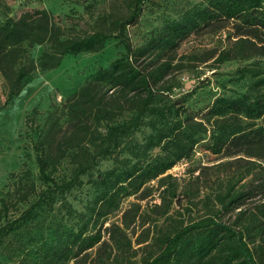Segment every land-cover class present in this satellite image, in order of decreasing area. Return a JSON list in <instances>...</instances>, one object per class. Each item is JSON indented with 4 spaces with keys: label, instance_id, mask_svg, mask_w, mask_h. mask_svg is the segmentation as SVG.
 <instances>
[{
    "label": "trees",
    "instance_id": "trees-1",
    "mask_svg": "<svg viewBox=\"0 0 264 264\" xmlns=\"http://www.w3.org/2000/svg\"><path fill=\"white\" fill-rule=\"evenodd\" d=\"M143 3L125 0L126 17L82 37L66 34L46 9L27 10L0 22V74L8 84L5 103L19 94L35 70L55 68L66 55L97 52L109 39H119L124 46L123 54L96 69L61 108L49 111L42 127H30L37 135L32 148L39 184L29 170L14 176L12 194L0 198V223L5 221L0 236L34 220L40 207L59 203L71 211L65 194L96 164L97 157L113 156L118 166L98 174L93 202L75 229L71 226L55 235L39 260L19 264L77 261L101 242L106 217L121 199L149 182L165 184L171 178L167 171L188 159L198 145L211 154L234 157L229 165L235 169L219 182L213 198L217 214L156 236L158 252L141 264H264V68L260 60L237 69L240 77L253 80L245 92L218 96L202 110L189 108L184 96L173 98L171 84L183 69L175 62L177 50L193 36L225 31L226 44L214 58L217 64L264 56V0H206L185 9L134 47L124 32L137 21ZM34 45L44 50L36 59H28L27 49ZM32 117L27 116L28 123H34ZM142 128L148 131L135 141ZM72 150H82L86 156L75 160L73 178L56 181L53 173L59 161ZM122 154L127 156L120 158ZM175 191L169 182L162 191L164 204L176 200ZM17 204L26 207L17 208L16 217L9 215ZM230 211L234 212L230 220L218 218ZM104 230L116 248L123 247L124 228L111 224Z\"/></svg>",
    "mask_w": 264,
    "mask_h": 264
},
{
    "label": "rangeland",
    "instance_id": "rangeland-1",
    "mask_svg": "<svg viewBox=\"0 0 264 264\" xmlns=\"http://www.w3.org/2000/svg\"><path fill=\"white\" fill-rule=\"evenodd\" d=\"M205 1L144 0L137 21L125 28V37L134 47L140 46L166 22L177 18L185 9ZM32 9L50 11L66 34L73 37L106 28L111 20L129 14L125 0H0V22L7 17L17 18L22 12ZM225 35V31L208 33L182 42L175 62L180 63L183 69L171 80L173 98L184 96L189 108L202 110L218 96H237L247 90L253 80L240 77L237 69L253 60H260L259 66L263 69L264 56L215 63L217 52L226 44ZM43 50L44 47L40 45L28 48L27 58L36 59ZM123 53V43L119 39H109L97 52L66 55L55 68L35 70L19 94L7 103L8 84L0 74V198L12 194L14 176L24 170H29L32 180L39 184L32 148L37 139L33 131L35 125L42 127L49 111L61 108L96 69L107 66ZM33 109L37 113L32 115ZM28 115L33 116L34 123L27 122ZM147 131L142 128L137 132L135 141H141L142 132ZM83 155L86 156L82 150L67 151L53 173L55 180L73 178L77 166L75 160H82ZM125 156L122 154L120 158ZM233 159L211 154L198 145L188 159L167 171L171 178L165 184L159 185L156 180L149 182L139 192L121 199L119 207L106 217L101 242L77 261L72 260V264H141L142 260L158 252L156 236L171 233L190 221L216 216L218 205L213 198L219 182L235 169L236 166L229 165ZM96 161L86 174L79 176L77 185L65 194L71 211L68 212L59 203L52 208L43 206L37 209L34 220L21 224L10 233L2 231L0 264L39 260L41 252L54 240L55 235L71 226L75 229L80 224L82 214L88 212L95 196L94 180L100 172L118 166L113 156H99ZM169 182L175 185L176 200L164 204L162 191ZM25 207L17 204L10 208L9 215L16 217L19 210ZM233 214L230 211L220 214L218 218L226 222ZM4 224L2 220L0 226ZM111 224L124 228L126 241L122 248H116L108 239L104 228ZM113 234L117 236L116 230Z\"/></svg>",
    "mask_w": 264,
    "mask_h": 264
}]
</instances>
